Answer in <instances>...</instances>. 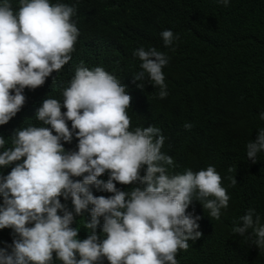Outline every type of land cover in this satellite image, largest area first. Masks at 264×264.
<instances>
[{
    "label": "clouds",
    "instance_id": "obj_1",
    "mask_svg": "<svg viewBox=\"0 0 264 264\" xmlns=\"http://www.w3.org/2000/svg\"><path fill=\"white\" fill-rule=\"evenodd\" d=\"M218 3L227 7L230 0ZM76 12L59 0H18L17 8L10 0L0 3V126L24 106L25 88L43 86L72 60L80 35ZM160 35L165 47L179 39L171 30ZM133 55L141 61L133 82L143 88L147 80L159 88L160 99L166 98V53L139 47ZM61 95L63 103L43 100L35 117L40 126L18 128L8 140L0 136V168L15 164L9 174L0 175V229L10 228L13 235L12 243L0 248V264H53L54 259L61 264H177L178 252L202 236L201 217L187 212L193 200L217 220L228 207L219 173L213 166L170 171L175 164L162 152L166 138L161 129L131 128L127 110L132 97L102 66L90 69L81 61ZM259 119L264 121V111ZM192 127L184 124L185 130ZM74 135L78 150L66 151L64 144ZM246 149L255 163L264 152V128ZM106 172L107 182L98 179ZM117 183L136 186L123 191ZM90 186L112 195L94 196ZM60 197L71 200V210ZM254 215L249 209L233 232L244 236L251 229L254 244L264 248V225ZM76 217L90 230L83 240L78 239L80 229L72 227Z\"/></svg>",
    "mask_w": 264,
    "mask_h": 264
},
{
    "label": "trees",
    "instance_id": "obj_2",
    "mask_svg": "<svg viewBox=\"0 0 264 264\" xmlns=\"http://www.w3.org/2000/svg\"><path fill=\"white\" fill-rule=\"evenodd\" d=\"M10 2L13 8L18 7V0ZM59 2L77 10L73 20L80 35L72 60L60 72H53L43 86L24 89V106L8 124L0 126V136L8 140L18 128L40 126L35 119L37 109L49 97L63 103L62 90L81 61L90 69L102 66L121 81L132 97L127 110L131 128L152 125L161 129L166 138L162 152L171 156L175 164L170 171L196 172L213 166L230 197L218 220L193 200L187 212L201 217L197 222L202 236L188 241L189 248L178 252L177 264H264V248L254 244L252 230L244 236L233 232L234 227L242 225L240 218L249 209L255 212L253 219L259 216L264 225V152L258 153L253 163L246 149L264 128V121L259 119V113L264 111V0H230L227 7L218 0ZM164 30L179 36L171 47L163 44L160 33ZM139 47H155L169 57L162 70L166 98L160 99L159 88L147 80L142 82L143 88L137 87L141 82H133L132 75L140 70L141 63L133 53ZM62 112H66L63 107ZM186 122L193 125L191 130H185ZM68 126L71 129L70 121ZM77 144L74 135L64 148L75 151ZM14 166L0 168V175L6 176ZM108 176L106 172L98 179L107 182ZM135 186L116 184L123 191ZM90 190L94 196L112 195L95 186ZM2 200L0 196V205ZM60 200L72 209L70 199ZM83 218L90 220L88 211ZM83 218L76 217L72 225L80 229L81 240L90 234L84 229ZM102 224L101 218L98 234ZM12 240V229H0V248ZM53 264L61 262L54 259Z\"/></svg>",
    "mask_w": 264,
    "mask_h": 264
}]
</instances>
